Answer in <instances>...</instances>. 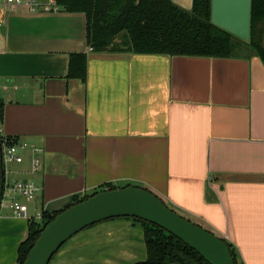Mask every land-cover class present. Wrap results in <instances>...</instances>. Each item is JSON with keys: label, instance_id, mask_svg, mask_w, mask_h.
<instances>
[{"label": "crops", "instance_id": "crops-1", "mask_svg": "<svg viewBox=\"0 0 264 264\" xmlns=\"http://www.w3.org/2000/svg\"><path fill=\"white\" fill-rule=\"evenodd\" d=\"M191 8L193 0H173ZM83 12L12 11L0 17L3 136L43 147L6 162L5 182L32 180L36 209H64L108 183L149 188L181 215L227 239L240 264H264V61L94 51ZM87 78L69 77L71 53ZM30 220L0 207V264H18ZM143 226L93 224L49 264H135ZM178 264V263H169Z\"/></svg>", "mask_w": 264, "mask_h": 264}, {"label": "trees", "instance_id": "trees-1", "mask_svg": "<svg viewBox=\"0 0 264 264\" xmlns=\"http://www.w3.org/2000/svg\"><path fill=\"white\" fill-rule=\"evenodd\" d=\"M59 1L67 11L85 13L87 42L94 51L231 57L240 55L242 48L245 53L256 54L264 61V0H252L251 37L248 41L212 22V0H193L191 8H185L173 0ZM68 76L86 80V53H71ZM2 120L3 103L0 102V122ZM4 137L0 131V199L5 186ZM7 138L12 142L18 141ZM121 186L124 185L105 184L91 194L75 197L65 208L98 191ZM62 210H43L41 220L29 219L28 235L18 248V264L25 262L43 228ZM116 218L132 219L144 228L147 258L135 264H210L195 249L160 225L131 216ZM228 243L236 264H240L236 248L231 242Z\"/></svg>", "mask_w": 264, "mask_h": 264}, {"label": "water", "instance_id": "water-1", "mask_svg": "<svg viewBox=\"0 0 264 264\" xmlns=\"http://www.w3.org/2000/svg\"><path fill=\"white\" fill-rule=\"evenodd\" d=\"M252 0H212V22L248 41ZM131 216L165 228L210 264H236L226 239L189 220L154 192L136 184L106 189L63 209L41 231L23 264H49L74 235L98 222Z\"/></svg>", "mask_w": 264, "mask_h": 264}, {"label": "built area", "instance_id": "built-area-1", "mask_svg": "<svg viewBox=\"0 0 264 264\" xmlns=\"http://www.w3.org/2000/svg\"><path fill=\"white\" fill-rule=\"evenodd\" d=\"M65 10L59 0H0V17L12 11H31V12H59ZM91 49V47H90ZM1 99V96H0ZM1 130V122H0ZM32 151L31 171L38 172L43 162L44 149L40 145L28 144L27 142H12L4 137L2 143L3 161L24 162L23 151ZM43 190V185L32 180H17L5 182V186L0 199V207H9L15 215L28 219L41 220L43 210L36 209L34 215H30L29 202L33 201Z\"/></svg>", "mask_w": 264, "mask_h": 264}, {"label": "rangeland", "instance_id": "rangeland-1", "mask_svg": "<svg viewBox=\"0 0 264 264\" xmlns=\"http://www.w3.org/2000/svg\"><path fill=\"white\" fill-rule=\"evenodd\" d=\"M239 51H240V52H243V49L241 48Z\"/></svg>", "mask_w": 264, "mask_h": 264}]
</instances>
